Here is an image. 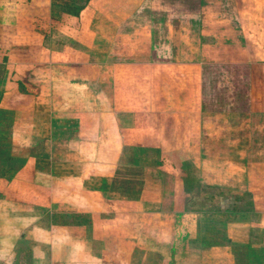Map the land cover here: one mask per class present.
Listing matches in <instances>:
<instances>
[{
  "label": "crops",
  "instance_id": "crops-1",
  "mask_svg": "<svg viewBox=\"0 0 264 264\" xmlns=\"http://www.w3.org/2000/svg\"><path fill=\"white\" fill-rule=\"evenodd\" d=\"M226 1L84 0L69 10L0 0V264H231L229 240L263 232L257 202L243 208L245 223L222 214L216 228L212 212L182 208L166 164H194L196 184L210 186L222 162L227 178L245 179L242 193H264V0H230L242 59L198 60L213 42L183 36L203 12L214 30ZM120 49L142 54L140 64H122ZM215 144L229 156L212 158ZM134 166L163 179L161 194L118 187L119 170ZM215 233L221 241L206 245Z\"/></svg>",
  "mask_w": 264,
  "mask_h": 264
},
{
  "label": "rangeland",
  "instance_id": "rangeland-1",
  "mask_svg": "<svg viewBox=\"0 0 264 264\" xmlns=\"http://www.w3.org/2000/svg\"><path fill=\"white\" fill-rule=\"evenodd\" d=\"M84 0H53L54 6H59L61 8L69 9V10H76L78 8H82ZM133 4H137V0H131ZM199 1L197 4H203L204 6L206 3ZM183 4L187 5L186 2ZM235 6V1H230L227 0L226 2L222 3V7L224 8L225 12L229 13V17L226 16L224 18H214L210 19V21H214V24L220 23L218 26H214V30L210 31V28H208V31L205 29V24L207 18L205 17V14L203 12L201 18H199V23H198V30L197 32H192L186 33L183 35L186 40H197L199 44L206 45V42H213V46L215 49L213 51L210 50H199L197 51V58L202 59L205 58V55L207 56H212L215 61H234L237 59H242L243 58V53L247 54V50L245 51L242 49L243 47L238 46L242 45L241 42L242 40V34H238V28H237V22L235 18H231L232 14L231 12L233 11ZM184 8H186L183 5ZM199 8V7H198ZM204 11V10H203ZM229 11V12H228ZM152 14V13H151ZM156 15V14H155ZM221 16V15H220ZM154 21H157V18L155 17L153 19ZM208 22V21H207ZM141 23V22H139ZM193 30V29H192ZM177 35L176 33L173 35L175 38ZM132 38H137L138 40L143 39V35L141 34H136L132 35ZM223 43V44H222ZM121 47V46H120ZM241 47V48H239ZM193 52V51H192ZM190 52L188 50H185L182 52L181 56L182 58L189 59L190 58ZM201 55V56H200ZM194 55L192 54V57ZM132 56H126V53L123 50H119V61L122 64H125V61L127 63H130L132 60L136 64H140L142 60V54L135 53V56H133V59H131ZM247 58V57H246ZM125 59V61H123ZM245 59V58H244ZM188 62H183L182 65V76L187 77L188 76V68L185 66ZM133 73H137L136 75L140 74V69L137 68L134 71H130ZM128 72V74H130ZM131 81H129L130 84ZM125 85V82L122 83L121 86ZM135 85V84H134ZM142 85V84H141ZM136 88L134 90L139 91L141 89L140 86H135ZM122 100H125L124 98ZM140 100V99H139ZM134 101H138V99H134ZM141 101V100H140ZM139 101V102H140ZM147 101V99H146ZM141 104V102H140ZM136 105L141 107V105ZM125 102L123 103L122 107L123 110L126 108ZM255 136H253V139ZM254 143H257L256 140H254ZM237 146V145H236ZM231 148V147H226ZM213 151L210 152L205 149L208 154L212 158H219L222 159L223 157H228L229 154H225L226 149H224L220 145H214L212 147ZM228 149V150H229ZM247 152L249 153L246 156V159L248 160V156H253V146L250 145L247 147ZM233 152H236L237 150L241 151V146L240 147H235L232 149ZM205 152V151H204ZM229 152V151H228ZM236 154V153H234ZM153 155V154H150ZM233 155V154H232ZM251 156V160H253V157ZM154 157V156H152ZM237 157V155L235 156ZM253 162V161H251ZM167 168L169 171H171L179 178L180 186L179 189L182 190L183 194L180 196V202L182 208H189L192 206L196 205V208H201L203 210H207L212 212V215H209L213 220L207 221L206 224L209 226H218L220 225L221 227V219L219 220V217L221 218L222 214H224V222L225 219L228 220L229 223L235 224L239 223L241 221V217H247L244 213L242 214V210L244 207L246 209L249 208L250 204L249 203H255L257 202L258 206L260 205L261 208L264 209V193H259L258 191H253V188H250V192L242 193V190L247 191V184H245V179L243 178H237V177H229L227 178L225 173H223V170L225 169L226 166L225 163L222 162H217L213 161L212 165L215 168V171H209L208 173V178L205 180L208 182V184L212 183L210 186H205V185H197L195 181V177L197 175V172H199V169L196 168V166L193 164L194 169H192L189 165L185 167L184 170H178L179 162L175 159L174 161H169L167 163ZM196 168V170H195ZM119 173H121L122 177L119 178V181H117L118 187H124L127 186L128 188H132L137 191V189H140L141 186H143L144 189H149L150 192H157L161 194V191L163 188H165V183L163 182V179L161 177L157 178H152L150 177L153 172H148V171H143L137 166L132 167H123L119 170ZM151 174V175H150ZM155 174V172H154ZM188 175V180L187 184H185V181L183 178ZM253 181V179H252ZM169 185V184H168ZM166 188H169L167 186ZM252 206V205H251ZM222 209V210H221ZM227 211V213H225ZM228 214V215H227ZM219 215V216H218ZM226 216V217H225ZM244 221V219H243ZM246 221L242 222L245 223ZM214 223V225H213ZM215 227V228H216ZM218 227V228H220ZM235 226L230 225V234L232 238V233L233 229H235ZM264 228V227H263ZM225 229V228H224ZM250 230V231H249ZM244 232L247 233V241L240 242V241H234V240H229V246L228 250L231 252V264H264V229L263 232L260 233L259 229L256 227H250V228H244ZM214 235V233H213ZM212 235H210L211 237ZM237 239V237L235 236ZM213 241V242H212ZM212 241H208L209 243H217L218 241H221V237L217 239L216 233L214 236V239ZM216 246V244L214 245Z\"/></svg>",
  "mask_w": 264,
  "mask_h": 264
},
{
  "label": "trees",
  "instance_id": "trees-1",
  "mask_svg": "<svg viewBox=\"0 0 264 264\" xmlns=\"http://www.w3.org/2000/svg\"><path fill=\"white\" fill-rule=\"evenodd\" d=\"M189 164H187V162H183V164H182V170H184L185 169V167H187ZM183 180L185 181V184H187L186 182H187V180H188V175H186L185 176V178H183ZM196 181H194V183H195ZM80 219V220H77V219ZM81 219H83V217L82 218H80V217H78V216H71L70 217V223L71 224H77V223H79V222H81L82 220Z\"/></svg>",
  "mask_w": 264,
  "mask_h": 264
}]
</instances>
